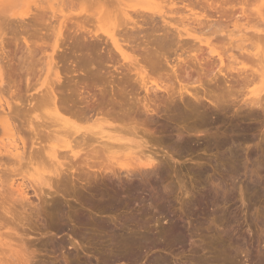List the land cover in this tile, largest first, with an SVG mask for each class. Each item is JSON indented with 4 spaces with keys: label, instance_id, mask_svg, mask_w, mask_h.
<instances>
[{
    "label": "rangeland",
    "instance_id": "374dc122",
    "mask_svg": "<svg viewBox=\"0 0 264 264\" xmlns=\"http://www.w3.org/2000/svg\"><path fill=\"white\" fill-rule=\"evenodd\" d=\"M2 1L3 0L0 1V67L2 68L4 73L5 85L2 89L3 92L1 97L3 100H8L10 102V121L13 123L17 131L20 132V137H22L27 142V139L30 137V135H28L27 133L28 125H26V121L30 120L32 122V126H36V124L40 125V123L42 124L43 122L44 124L46 122L48 123L47 117L44 116H48L47 114L50 113L51 106H46V103H44V107L46 106L45 110L44 107H37L38 105L43 106V104H39L40 102H37L39 101L38 99H36L35 101L34 99H32L31 96H34L33 94L36 95L37 92H35L34 89H31V87L37 88L38 85L43 84L44 88V85L49 83V79L47 80V67L45 66L47 61L44 60V56H46V53L50 51L47 50L44 55L40 52H37L33 56H29L27 54V46L31 45V47H36L35 44H39L38 36H41L40 34H43L44 31H39L38 27L33 28L31 25L25 24L23 25L25 27L22 28V23H17L18 20H16L13 15L20 13L19 11L23 10V4L21 3V5L20 3H16L20 5H15V3L11 4V1L9 0L3 2ZM190 1L193 0L188 1V4L192 6L195 2L191 3ZM218 1L219 4L223 2L222 0H210L208 2L210 3L208 6V3L206 4L205 1H202L204 3H199L200 6L198 4V7L196 5L192 6H196V9H193L189 5V8L186 7L187 0H185L184 2L183 0L176 3L174 2L175 5L177 4L176 10L179 11L180 9V11L177 12L181 15H178V13L177 15L174 14L176 17L173 16L172 19H174L175 17L180 20L181 17L179 18V16H188L192 15V13L202 15L200 18H198V22H195L194 20L189 21L187 20V17H183L187 21L185 19L183 20L182 18L180 21L183 20L182 22L186 24L187 29L194 26L192 27L194 28V30L198 29L195 31H199V29L201 31L203 26L205 25V29H203V32L204 30L205 32L202 33L204 35H198H200L199 37L202 39L207 38L208 44L213 46L215 50L219 49V51H221L220 53L223 57V64H219V61L215 55L208 56L209 54L207 53L206 45H201L198 42L191 40L190 38H183L185 41H183V39H181L182 41L179 39L181 43H178L179 40H175L177 44L173 42V40L171 43L172 45H170V41L168 40V42L163 38L164 36H169V34L173 35V33L170 31L171 27H166L167 25L163 24V22L160 21L161 19H159V16H157V18L154 16L155 20L152 17L153 20L151 21L149 20L152 19L149 18L150 15H140L139 13V15L137 16V14L132 13L131 15V13L129 12V15L132 16H130V18L131 20H133V22L136 23V18L138 17L137 25L135 24L136 26H134V23H130V27L121 26L119 28L121 31L118 29L119 32L122 33H120L121 35L119 34V37L122 36L123 39L124 36V38L126 39H123L124 42L122 43V45L127 55L130 57V59L135 61L134 63L138 64L139 69L146 73V75L151 79L152 82H160V85H170L171 87H174V90L176 91L178 87H180L181 83V85L187 86V88H189V92L192 91V94L197 91L196 93L197 95H199V99H201L199 100L200 105H198L200 111L197 109V113H195V111H185L186 109L181 104L179 105H181L182 107H179L178 105L176 106L178 108H184L185 110L183 109L182 112L180 109L177 110L176 106L174 105V102L172 103V101L175 100V103H178V99L176 100V98H174L177 97L175 95L174 97L170 96L172 95V91H170V94L169 91H158L156 98L153 95H147L149 97H146L143 91L136 92V90L131 87L130 84H128L129 82H126L125 79L123 80V78L125 77H123L122 75L126 74L127 76L128 71H125V69H127L126 67L123 68V66L125 65L122 64L123 62L120 59H118L119 56L116 55V57H114L116 62L113 61L114 58L112 57L113 59L111 60V62L113 63H111L110 60L108 61L106 59V50L112 48L109 44L107 45H109L110 48H105L102 45L103 48H105L102 49L101 46V48L97 52L98 54L93 56L94 61L92 60L93 62L90 66H88V68H80V70H86H78L79 68L77 65L80 63V58L82 60L85 51L82 52V50H84L82 48L81 51L79 50L80 52L74 50H77L79 48H77V46H84L85 48V45H87V41H90L92 38L95 39L94 37L90 38L89 36H92V34L90 33L89 35L88 33V31H91L93 33L95 28L90 27L89 29H86L88 26L86 27V25L81 22L83 21V18L86 15L85 11H87L83 10L85 9L83 7H86V9L90 10L88 5L82 3L84 4V6H81L82 8H80L79 3H76L72 6L74 9L73 10L71 8L72 14H80L78 16H81V18L74 21V23L73 21L71 22V24L73 25L69 26L70 29H68V31L70 30V32H68L67 29L65 30L66 34H64L63 39L66 38V43L64 42V39L63 42L65 44L63 43L62 45L64 48H62L61 46V49H59L56 53L57 55L59 54L60 57L56 55V58L55 56V63L57 61L56 66L58 69L59 77L61 79H59L57 84L55 83V87L53 85V88H55V94L58 103L60 104L62 102L60 104V107L62 108L61 110L66 112L68 110V112H71V114L75 115V110H80L81 108L82 112L81 110L80 112L76 111V113H78L79 115L78 116L76 114V116L82 118V116L86 114L89 117L90 113V116L92 114H95L94 116H96V109L98 105H101L98 108V113L100 114L101 110L100 115L103 116L104 113L105 119L107 121L111 123H117V120L122 119L124 120L123 123H128L129 125H131V127L135 128V131L138 133V136L141 137L142 140L147 143L148 150L156 153V161H158V163L160 162V165L158 164V168L160 170H158L159 172L162 171L164 173L160 172L159 175L157 171L158 175L153 177L154 182L158 181L154 185L155 187L158 186L157 189L155 187H153L155 189H152V183H147L148 186H146L145 183L143 184L144 186L140 185L143 188L142 191H140L141 187L139 189L134 190L130 188V195L129 192L127 193V191L125 193H121L120 195L115 192L119 191L118 188H120V185L123 189V185L125 182L126 185L129 184L127 182L129 178L127 177L125 179L126 175H123V173H119V175L117 174L116 178L121 175L120 177H118L120 178V182L117 181L118 179L114 177L111 178L115 184L114 185L112 184V181L107 180V176H104L106 175L105 171H101V173L97 170L98 166H96V164L95 168H93L92 170L88 169L87 167L84 168L85 165L83 164V162L85 155L83 154L86 150L81 152L82 154H80V156H82L83 158H78H81V161L78 159L76 161H72L74 162L73 166L75 165L70 171L72 173L70 174V172L68 171L69 173L66 172V175L64 174L60 179H58L57 181H53L54 184H51L50 190L47 189L46 186H43L44 179L39 178L49 168V164L43 155L39 154L38 157L32 159L30 164H27L22 168H18L16 166L13 167L11 164H5V167L0 166V170L3 171V175L2 172L1 175L2 182L4 183V185H9L10 183H14L15 181L18 182L21 179H24L29 181H35L38 186H43L42 188L44 189L43 194L45 197H41L40 195L35 196L33 190L37 188V185H35V183L31 184L33 186L28 184V186H31L26 187L28 188L26 192L28 191L29 194L27 198L30 197L28 202H10L11 205L5 202V204H7V206H3L4 209L6 208L5 210L0 206L2 208H0V224H2V226H6L5 228L8 229V232L13 233L14 236H16V238L14 237L15 240L17 238H21L19 240H23V248H25V252L27 254L26 256H30L28 258V260L30 261L27 260L23 263L21 261L26 259L22 258V260L20 261L21 264H61V261H63L62 264H102V259L104 260L108 257L109 258L106 264H108V262L112 264H151L153 258H156L157 263L159 262V264H226L228 262V258H231L230 260L233 261H231V264H264V99H262L260 103L261 108L253 107V110L251 109L252 112H250L251 110H248L249 106L244 104L246 100L248 101L250 99L249 97H252L248 91H251V89L261 86V84L257 83L258 85H256L255 83V85L252 84L251 86L245 85L246 87L244 86L242 88L241 86L239 87L237 85L239 87L238 88L234 84L235 82H237L235 80L240 79L239 77L242 76L241 74H246L247 72L250 73L249 70H252V72L256 70L255 72H253L256 73L257 70L259 71L260 69L258 64L260 57L256 55L259 52L258 55L260 56L261 52H263L261 50V47L264 48V46H262L264 44V34L260 32L263 37L257 36V38L261 37L259 40L254 38V35L255 33L257 34L256 31L258 29L264 28V26H262L263 24H261L263 20L262 18L264 17L260 16H264V14L260 13H264V0H224L223 3L226 2L227 4L222 3L223 6L219 4L216 5L215 2L218 3ZM249 2L251 3V5L247 6ZM213 4L216 5V7ZM101 5L102 4H100L99 6L101 7ZM205 5L207 8L205 7ZM241 5H244V8H248L246 9L247 11L244 9L248 14L244 15H247L248 17H245L243 13H240L242 12L241 8H243L241 7ZM99 6L96 7L98 8ZM109 6L112 8L110 9V7L102 5L104 11H106L107 8V11H109L110 9L109 12H117L116 10L118 9L116 7L118 6ZM113 6L116 8V10ZM183 6H185L186 8ZM219 6H221V8H225V10L223 11L225 15L222 13V10L224 8L220 10L221 12L219 11V14L221 13V17L220 15H218V13H216L218 12L216 10H218ZM96 7L93 6V8ZM182 7L185 9L183 10ZM214 7L217 9L215 10ZM112 9L114 10L112 11ZM189 9H192L193 12L187 13ZM258 9L261 10H259L258 12ZM248 11L252 13V15ZM47 12V15H49V10H45V14ZM256 12H258V14ZM3 14H7V19L9 18L8 20L11 21H4L3 19L5 18V15ZM33 15L35 14L31 13V17ZM133 15H135L136 17ZM252 17L256 18L255 22L257 20L258 25L254 22ZM220 18H222L221 20L223 21L218 20ZM226 18L227 20H225ZM249 18H251L252 20L250 19L249 21ZM29 19L31 18L29 17ZM147 19L149 21H147ZM169 19L170 18H168L167 20ZM188 19H190V17ZM13 20H15V23L12 22ZM176 20L174 19L173 21L176 22ZM217 20L220 21V23L225 22L223 23L222 27L221 25H219L220 23ZM216 21L218 22V25ZM248 21L250 23H248ZM78 22L80 26L77 25ZM187 22L188 24H190L188 25ZM199 22L200 24L203 23L204 25L202 24L203 26L199 27ZM196 23L198 26L196 25ZM172 24L174 23L172 22ZM105 25H107V23L104 24V26ZM255 25H257L258 28H256ZM74 26H76V28H74ZM132 26H134V28ZM156 26H159L161 28L158 27V29ZM218 26L220 27L218 28ZM77 27H80V29ZM164 27H166L167 29L169 28V34H167L168 31H165ZM252 27L256 28L257 30L249 29ZM103 29L98 30L95 34L93 33V35L95 36L98 35L100 32L99 35L103 37L99 40H95L100 41L102 39H105V37L102 35L104 33L102 32L107 29L106 27H104ZM129 29H131L132 31ZM163 29L167 33L163 32ZM215 29H218V31L221 32L217 33L218 31L216 32ZM118 30L117 34L119 33ZM194 30L191 29V32ZM65 31L63 33H65ZM71 31L73 34L71 33ZM86 31L87 35L89 36L85 34ZM242 31L245 33L246 37H239L244 35ZM249 31L251 32L252 36L250 35ZM163 33H165V35H163ZM209 33L210 35H208ZM216 33L218 36L215 35ZM260 33L258 32V34ZM67 34L69 35V37ZM154 34L156 35V37H154ZM225 34L226 37L224 36ZM158 35L159 37H157ZM70 36L74 37L71 38ZM125 36H127L128 39ZM160 36H163V38H161ZM250 36L252 37V40ZM173 37L175 36H172V38ZM165 38L168 39L169 37ZM243 38H247L245 40L248 41L242 43V41L244 40ZM78 39L80 40L78 41ZM122 39H120V42H122ZM238 39L240 40V42ZM163 41H165V44H167H163ZM186 41L189 42H187L189 45L185 44ZM222 41L224 42L223 44L221 43ZM226 41L229 42L227 43ZM79 42H81V44ZM157 43L160 46H158ZM190 43L191 47L193 46L192 50L190 49ZM179 44L181 47H179ZM183 44L185 45L183 46ZM156 46H158V48L160 47L161 50L160 48L158 49ZM161 46L165 48L163 49ZM194 46L199 47L194 49ZM238 47L240 48L238 49ZM199 48L202 50H200ZM150 52H154L153 55L150 54ZM111 55H109L108 57L110 58ZM194 55L196 56V58ZM96 56L100 58L98 61L96 60ZM154 56L158 58H154ZM103 58H105L106 60ZM148 59H152L153 61H156L155 59H157V61L156 63L154 62L152 64L153 61H149ZM43 60L46 62H44ZM254 60L255 62H257L255 63ZM147 61H149V63ZM213 61L218 63L216 64ZM261 63L260 65H262ZM227 64L232 65V67L228 68ZM96 65L98 66V69L96 68ZM119 65L121 66V69L119 68ZM155 67L159 70H157ZM229 69L230 71H228ZM240 70H242V72ZM85 71H87L88 73L86 74ZM239 71L241 73H239ZM89 72L91 74L94 73V75H90ZM232 73L234 74L231 75ZM237 73L241 76L237 75ZM79 75L80 77H78ZM85 75H88L87 78L85 77ZM235 75L238 77V79ZM228 76L230 77L228 78ZM122 80L124 84L122 83ZM27 84L30 85V90L29 88H27L28 90L26 89V87L28 86ZM231 85H233L234 88L230 87ZM57 87H59L58 90H56ZM190 87L198 89L194 90ZM202 88L204 89L202 90ZM228 88L231 90H229ZM130 89H132L131 92ZM231 91H234L233 93L237 92L238 94H234V96L232 95L233 93ZM229 92L231 93L229 95L231 97L230 99L228 97ZM131 93L133 94L131 95ZM226 93L227 96H225ZM202 94L205 96H203ZM134 95L137 96L134 97ZM186 95V98L190 97V95ZM222 96H225V98L228 99L225 100V98H222ZM232 96L233 98H235L233 99ZM12 97H15V99L12 100ZM144 97H146L145 100ZM263 97L264 92L262 98ZM30 98L32 100L31 102L29 101ZM153 98L154 100H152ZM171 98L174 99H172L171 101ZM218 98L220 101L218 100L217 102L216 99ZM150 99L152 100V102ZM189 99L192 100L193 98L190 97ZM33 101L37 103L34 104ZM227 101L228 103H230L228 104ZM65 103H67L66 106ZM33 104L38 105L33 106ZM89 104H91L92 108L89 107ZM143 104H147L146 106H150V109L155 108L154 110H156L157 107V112H143ZM167 104L168 106H166ZM84 106H86L85 110ZM29 107L31 109L35 107L34 111H32L33 109L31 110ZM94 107H96V109ZM93 109L95 110V113ZM200 112L205 115L202 116ZM106 114H108L109 118L106 116ZM40 116L46 118V121L41 122ZM73 119L77 122V119ZM1 121L2 113L0 111V124ZM34 123L36 124L34 125ZM80 123L82 125L84 122L82 123L80 121L79 124ZM44 124L37 126L39 128H43ZM117 124L121 123H119L118 121ZM25 129L27 132L25 131ZM1 135L2 134L0 133V137ZM165 139L168 142H166ZM232 139H235L233 142L234 144L231 143V141H233ZM237 139L238 142L236 141ZM93 140L94 139L91 140V143L93 142ZM162 140H164L167 144L164 145V141ZM160 141H162L163 143ZM172 142H174L176 145H180L176 146ZM226 142H228V144ZM184 143H186V146ZM220 143L224 144L222 148H220ZM169 144H171V147ZM167 145H169L170 148H172L173 145L175 147L173 146L174 149H170L169 147H165ZM213 145L218 148H215V146ZM26 150L29 151V148H26ZM65 150L66 149H64L62 152H65ZM230 150L231 153L233 152L232 150L236 151H234L235 153L233 152L232 154H236L237 156H234L237 157L238 160L237 158L233 159L232 154L230 155ZM27 151L25 152L28 153ZM229 155L232 157V160L227 159L230 158ZM226 156L228 157L225 158ZM95 159L96 158H94V162ZM223 159H225V161H223ZM103 160L98 158L96 159V161H98L99 163H103L102 167H104L105 164V161ZM2 161L4 163L5 158H3ZM232 161H234L236 164ZM89 162H92V160ZM81 164H83L84 166H81ZM233 164L237 165L238 171L236 173L237 175L230 177V174H228L226 171L233 169ZM84 169L85 172H83ZM73 170L75 172H73ZM97 171L99 174L97 173ZM92 173L96 177L93 176ZM90 174L92 175V177H90ZM88 178H91V181ZM250 181L255 182V190L248 189ZM56 182L59 184H57ZM25 183L27 184L28 182L25 181ZM65 183L68 186H66ZM217 186L219 187V190L217 189ZM115 188L117 191L114 190ZM122 189L120 188V190ZM54 191L58 193H56L55 195ZM131 191L133 193H131ZM254 191L257 193H255ZM47 192L49 195L47 194ZM215 198L218 201L214 200ZM42 200H44L45 202ZM0 201H2V198H0ZM43 204L45 207L43 206ZM24 207L27 208L24 210ZM6 210L7 212L11 210L13 212L12 214V212L10 211L12 216L9 213L7 214ZM9 216L11 217V219ZM173 227L177 228L178 230V233L174 234L176 238L174 236L170 238L169 236L173 234H168V231ZM156 234L160 237L158 239L160 243L164 241V238L161 239V237L166 238L165 235H169L167 238V242L164 241L166 242L165 244H159V242L156 241L158 243V245L156 244V248H143L139 250V257L136 258V260H134L133 262H125L122 259L120 261L117 260L116 262L115 260L113 262L112 259H114V255H116L117 252L115 246L111 244L113 242L111 241V237H113V235H118L119 238H131L132 236V238H135L134 235H137L136 238H149L150 240H152L153 238V240H155L156 238H158L157 236L155 238ZM18 235L19 237H17ZM181 237L183 238L181 239V241H179ZM24 239L26 242L24 241ZM160 239L162 241H160ZM64 245L66 246V248ZM110 248L112 250H109ZM67 252L69 253V255L67 254ZM100 261L102 262L100 263Z\"/></svg>",
    "mask_w": 264,
    "mask_h": 264
},
{
    "label": "bare ground",
    "instance_id": "6f19581e",
    "mask_svg": "<svg viewBox=\"0 0 264 264\" xmlns=\"http://www.w3.org/2000/svg\"><path fill=\"white\" fill-rule=\"evenodd\" d=\"M1 1V0H0ZM3 1H7V0H3ZM2 1V2H3ZM9 1H11V4L12 3H15V5H20L21 3L23 4V10H21V11H19L20 13H17V14H14L13 16L16 18V20H18V22L17 23H22L21 25H22V28L23 27H25V26H23L24 24L25 25H31L33 28H36V27H38L39 28V31H44V33L43 34H40L41 36H38L39 37V39H38V45L37 44H35V46L36 47H34V46H32L31 47V45H29V46H27V54L29 55V56H33V55H35L37 52H40V53H42L43 55L47 52V50H49L50 52H47L46 53V56H44V60H46V61H44V62H46V67H47V74H48V76H47V80L49 81V83H47V84H45L44 85V88H43V84H40V85H38V87L36 88H32L31 87V89H34L35 90V92H37V94L35 95V94H33L34 96H36V97H34V96H31L32 97V99H34V101L36 100V99H38L39 101H37V102H40L39 104H43V106H40V105H34L35 103H37V102H34V104H33V106H37V107H44V103H46V106H51L50 108H51V111H50V113L49 114H47L48 116H44V117H47V121H48V123L46 122L45 124H44V122L42 123V124H44L43 126V128H39L38 126H40V125H42L41 123H40V125H38V124H36V123H34V125L36 124V126H32V122L30 121V120H28V121H26V125H28L27 126V129H28V132L26 131V129H25V131L28 133V135H30V137L27 139V142H29V143H27L22 137H20V132L19 131H17V129L15 128V126L13 125V123L10 121L11 120V117H10V115H11V105H10V102L7 100H3L2 99V89H3V87H4V85H5V81H4V73H3V70H2V68L0 67V111H1V113H2V121H1V126H0V128H1V137H0V156H1V158H0V166L2 167H5L4 165L5 164H11L13 167L14 166H16V167H18V168H22L23 166H25V165H27V164H30L31 163V161H32V159H34L35 157H38V155L40 154V155H43L45 158H46V160H47V162H48V164H49V168L47 169V171H45L39 178H42V179H44V183H43V186H46L47 187V189H51V184H54L53 183V181H57L58 179H60L66 172H70L72 169H73V167L75 166H73V164H74V162H72V161H76L79 157H82V156H80V154H82L81 152H83V151H85L84 152V154L83 155H85V157H84V162H83V164L85 165H83V164H81V166H84V168H88V169H93V168H95V164H96V166H98L97 167V170L99 171V172H101V171H105L106 172V175H104V176H107V180H110V181H112V177H114V178H116V176H117V174L119 175V173H123V175H126V177H125V179L128 177L129 179H128V183L129 184H125L124 183V185L126 186H124L123 185V189H122V186L120 185V188L122 189V190H120V188H118L119 189V191H117L116 190V188L114 189V190H116L117 192H115V193H117V194H120L121 195V193H125L126 191H127V193L129 192V190H131L130 188H132L133 190L134 189H139L141 186H144L143 184H145L146 183V186H148L147 185V183L149 184V183H152L153 185L151 186L152 187V189H157V187H155L154 185H155V183H157L156 181L154 182L153 181V177L154 176H156V175H158L160 172H162V171H160L159 172V168H158V164L160 163H158V161H156V153H154V152H151L150 150H148V146H147V143L144 141V140H142V138L141 137H139L138 136V133L135 131V128L134 127H131V125H129L128 123H123V121L124 120H117V123H118V121H119V123H121V124H117L115 121V123H111V122H109V121H107L106 119H105V114L103 113V110H102V113H103V116H101L100 114H101V110H100V114L98 113L99 111H98V108H99V106H101V105H98V107H97V105H96V107H97V109H96V107H94L96 110H97V112H96V116H94L95 114H92L91 116H90V114H89V117L87 116V114L86 115H83V116H85V117H83L82 116V118L81 117H78L79 115H78V113H76V111H78V112H80V110H81V108H80V110L78 109H73V110H75V115L74 114H71V112H68V110H67V112L66 111H62L61 109V107H60V104L62 103L60 100V104L58 103V101H57V98H56V92H55V88H53V85H54V87H55V83L57 84V82L59 81V79H61L60 77H59V73H58V69H57V61H56V63H55V56L57 55L56 53H57V51L59 50V49H61L60 47L63 45V43L66 41V38H64L63 39V36H64V34H66V29H67V31H68V29H70V25H73V24H71V22L73 21V23H74V21H76L77 19H80L81 18V16H78V15H80V14H72V12H71V10L73 9V5H75L76 3H79V5H80V8H82L81 6H84V4H82V3H85V5H88L89 6V9L90 10H88V9H86V7H83V8H85V9H83V10H87V11H85V16H84V18H83V21H81L84 25H86V27H84V28H86V29H89L90 27H92V28H95V32L93 31V33L95 34V33H97V31L98 30H102L104 27H106V29L107 30H105V31H103L102 33H104V34H102L104 37H105V39H102V40H100V41H98L100 38H103L101 35H99L100 34V32H99V36L98 35H93V33L90 31H88V33H89V35H90V33L92 34V36H89V35H87V31H86V35L87 36H89L90 38H92V37H94L95 39H98V40H95V39H91L90 41H85L86 42V44L87 45H85V48H84V46L83 47H81V46H77V45H75V46H77V50H74V51H81L82 49H84V50H82V52H84L85 51V54H84V56L82 57V60H81V58H80V63L77 65L78 66V70H80V68H88V66H90L91 64H92V62L94 61V58H93V56H95L96 54H98L97 52L99 51V49L101 48V46L103 45L105 48H110V47H112V48H110V49H107L106 51H107V56H105L106 57V59L109 61L110 60V62H111V60L114 58V57H116V55L117 56H119V58L118 59H120L123 63L122 64H124L125 66H123V68H127V69H125V71L127 72V76H126V74L125 75H122L123 77H125V78H123V80L125 79L126 80V82H129L128 84H130L131 85V87H133L135 90H136V92L137 91H143L144 93H145V95H146V97H149L150 95H153L155 98H156V95H157V92L158 91H164V92H168L169 91V94L171 93L170 91H172V95H170L171 97L173 96L174 97V95L175 96H177V97H174V98H176V100H177V102L178 103H175V100H173L172 101V99H174V98H171V101H172V103L174 102V105L176 106V105H178L179 107H184V108H178L177 106H176V108H177V110L178 109H180L181 110V112H182V110L184 109L185 111H188L189 110V112L191 111V112H193V111H195V113H197L196 111H197V109L200 111V109L198 108V105H200L199 104V100H201V99H199V95H197V91H195V93L194 94H192L191 92L192 91H190L189 92V88H187V86H185V85H181V83H180V87H178V89H177V91L176 90H174L175 88L174 87H171L170 85L168 86L167 84V86L166 85H160L159 83H155V82H152L151 81V79L146 75V73H144L142 70H140L139 69V67H138V64L137 63H134L135 61H133L132 59H130V57L127 55V53H126V51L124 50V47H123V45H122V43L124 42V40L123 39H125L124 38V36H123V39H122V36L121 37H119L122 33L121 32H119V28L122 26V27H126V26H129L130 27V25L132 24V23H134V26H136L137 25V21H138V17L136 18L137 19V21H136V23L135 22H133V20H131V18H130V16L132 15V13H135V14H137V16L139 15V13H140V15H143V14H147V15H150L149 16V18H154V20H155V17L157 18V16H159V19H161L160 21H162L163 22V24H165V25H167L166 27H171L170 28V31L173 33V35L172 34H169L170 32L168 31L169 30V28L167 29L166 27H164V29H165V31H168V33L167 32H165L164 31V29H163V32H165V33H167V34H169V36H164V38H163V36L161 37V38H163V39H165L166 41H170V45H172L171 43H172V41L173 42H175V40H181V39H183V38H190L191 40H193V41H196V42H198L199 44H203V45H206V47H207V53L209 54L208 56H211V55H215L216 57H217V59H218V61H219V64H223V57H222V55H221V51H219V49L217 50H215V48L213 47V46H211L210 44H208V39L207 38H204V39H202V38H200L199 36L200 35H198V34H202V33H204L205 32V30H204V32H203V29H205V25L203 26L202 24H200V22H201V20H200V22L198 23V24H200L199 25V27L200 26H203V28H202V30L200 31V29H199V31H195V30H198V29H195L194 30V28H192V27H194V26H192L191 28H189V29H187L186 28V24L185 23H183L182 21L187 17V20H194L195 22H198V18H200L202 15H197V14H195V13H192V15H188L189 17H190V19H188L189 17L188 16H183V17H185V18H183L182 16H179V18L181 17L183 20L182 21H180L181 20V18H180V20L178 19V18H175L176 16L175 15H177V13L180 11V9H179V11L178 10H176V6H177V4L175 5V3L176 2H179V1H182V0H9ZM185 0H183V2H184ZM188 1L189 0H187V6L186 7H188L189 8V6H190V4H188ZM202 1H205V3L207 4L210 0H193V1H190L191 3L192 2H195L192 6H194V5H196L197 6V4L199 5V3H204V2H202ZM221 1V0H220ZM223 2H224V0H222ZM226 1V0H225ZM228 1V0H227ZM232 1V0H231ZM252 1V0H251ZM175 2V3H174ZM189 2V3H190ZM223 2H221V4H219V1H218V3L217 2H215V4L216 5H222V3ZM243 2V1H242ZM244 2H246V1H244ZM16 3H20V4H16ZM81 3V4H80ZM87 3V4H86ZM115 3H116V5H115ZM226 3V2H225ZM225 3H223V4H225ZM248 3V2H247ZM21 4V5H22ZM100 4H102L103 6L105 5L106 7H110L109 5H114L115 7L116 6H118V7H116L118 10H116V8L114 7V9L117 11V12H114L113 10L114 9H112V11L113 12H109L110 11V9L112 8V7H110V9H109V11H107V8H106V11H104V9H103V7H102V5H101V7H102V11H101V7L99 6ZM181 4V3H180ZM209 4L210 3H208V6H209ZM227 4V3H226ZM246 4V3H245ZM189 5V6H188ZM204 5V4H203ZM214 5V4H213ZM216 5H214L215 7H216ZM239 5V4H238ZM248 5H251V3L249 2V4H247V6ZM87 6V7H88ZM93 6H99L97 9L96 8H93ZM175 6V7H174ZM178 6H180V5H178ZM192 6H190V7H192ZM195 6V7H196ZM200 6V5H199ZM223 6V5H222ZM79 7V6H78ZM183 7H185V6H183ZM182 7V8H183ZM185 7V8H186ZM195 7H192L193 9H196ZM202 7V6H201ZM200 7V8H201ZM205 7H206V5H205ZM204 7V8H205ZM211 7V6H210ZM214 7V8H215ZM241 7H243V8H241V11L242 12H240V13H243V15L244 14H247V10L246 9H248V8H244V5L242 6L241 5ZM65 8V9H64ZM72 8V9H71ZM79 8V9H80ZM185 8H183V10L185 9ZM207 8V7H206ZM220 8V9H219ZM219 8H218V10H216L217 8H215V10L216 11H218V12H216V13H218V15H220V17H221V13L219 14V11L220 10H222V8H224V7H222L221 8V6H219ZM78 9V10H79ZM96 9V10H95ZM166 9V10H165ZM177 9H178V7H177ZM234 9V8H233ZM246 11H245V10ZM45 10H49V15H47L48 14V12L45 14ZM74 10V9H73ZM81 10V9H80ZM225 10V8L222 10V13L224 14V11ZM227 10V9H226ZM259 10H261V9H258V12H259ZM76 11H77V9H76ZM89 11V12H88ZM94 11V12H93ZM178 11V12H177ZM185 11H187V10H185ZM197 11V10H196ZM204 11H206V10H204ZM210 11V10H209ZM228 11V10H227ZM252 11V10H251ZM257 11V10H256ZM80 12V11H79ZM78 12V13H79ZM131 13V15H129L130 13ZM191 13V12H193V10L192 9H189L188 11H187V13ZM195 12V11H194ZM200 12V11H199ZM221 12V11H220ZM249 12V11H248ZM258 12H256L257 14H258ZM31 13H34L35 15H33L32 17H31ZM186 13V12H185ZM226 13V12H225ZM250 13V12H249ZM260 13H262V14H264L263 12H260ZM84 14V13H83ZM175 14V15H174ZM199 14V13H198ZM201 14V13H200ZM204 14V13H203ZM222 14V15H223ZM251 15H252V13H250ZM3 15H5L4 17L6 18H4L2 15V17L4 18L3 20L5 21V20H7V22L8 21H11V20H8L7 19V14H3ZM82 15V14H81ZM178 15H181V14H179L178 13ZM186 15V14H185ZM225 15V14H224ZM223 15V16H224ZM242 15V16H243ZM248 15V14H247ZM247 15H244L245 17L247 16ZM254 15V14H253ZM133 16H135V15H133ZM155 16V17H154ZM173 16H175L174 17V19L176 20V22H180L179 23V25H178V23H176L175 21H173L174 19H172V17ZM206 16V15H205ZM205 16H204V19H205ZM209 16V15H208ZM222 16V17H223ZM260 16H262V17H264L263 15H260ZM259 16V17H260ZM29 17L31 18V19H29ZM83 17V16H82ZM132 17V16H131ZM136 17V16H135ZM141 17V16H140ZM225 17V16H224ZM248 17V16H247ZM249 17H250V15H249ZM258 17V18H259ZM261 17V18H262ZM12 18V17H11ZM148 18V19H149ZM153 18L152 19H149V20H153ZM168 18H170L169 20H167ZM208 18H210V17H208ZM219 18V17H218ZM253 18V17H252ZM257 18V19H258ZM13 19V18H12ZM145 19H146V16H145ZM147 19V21H149ZM158 19V20H159ZM202 19V18H201ZM222 18H220V19H218V20H220V21H223V20H221ZM246 19V18H245ZM250 19L251 18H249V21H250ZM255 19L256 18H253V20H254V22H255ZM263 20H262V23L261 24H263L262 26H264V18H262ZM186 20V19H185ZM186 20V21H187ZM217 20V21H218ZM225 20H227V18L225 19ZM252 20V19H251ZM259 20H260V18H259ZM258 20V21H259ZM79 21V22H80ZM144 21V20H143ZM174 23V24H172V22ZM186 21H184V22H186ZM188 21V22H189ZM205 21V20H204ZM216 21V22H217ZM220 21H218L219 23H220ZM248 21V23H250ZM261 21V20H260ZM259 21V22H260ZM13 23H15V20H13L12 21ZM79 22H78V24L77 25H79ZM188 22H187V24H188ZM191 22H193V21H191ZM194 22V23H195ZM212 22V21H211ZM218 22H217V25H218ZM258 22V23H259ZM76 23V22H75ZM107 23V25H105L104 26V24H106ZM131 23V24H130ZM139 23V22H138ZM141 23V22H140ZM143 23V22H142ZM145 23V22H144ZM175 23H176V25H178V26H176L175 25ZM208 23V22H207ZM210 23V22H209ZM222 23V24H221ZM219 25H221V27H222V25H223V23H225V22H221ZM256 24H257V20H256V22H255ZM130 24V25H129ZM136 24V25H135ZM156 24V23H155ZM185 24V25H184ZM190 24V23H189ZM188 24V25H189ZM192 24V23H191ZM20 25V26H21ZM76 25V24H75ZM76 25V26H77ZM164 25V26H165ZM196 25H197V23H196ZM211 25V24H210ZM252 25V24H251ZM258 25V24H257ZM257 25H255L256 26V28H258L257 27ZM35 26V27H34ZM76 26H74V28H76ZM80 26V25H79ZM134 26H132L133 28H134ZM162 26V25H161ZM198 26V25H197ZM253 26V25H252ZM260 26V25H259ZM15 27V26H14ZM28 27V26H27ZM157 27V26H156ZM159 27V26H158ZM157 27V28H158ZM188 27V26H187ZM190 27V26H189ZM220 26H218V28H219ZM77 28H79L80 29V27H77ZM82 28V27H81ZM133 28H132V30H133ZM136 28V27H135ZM159 28H161V27H159ZM158 28V29H159ZM256 28H254V27H252V28H249V29H256ZM262 28V27H261ZM78 29V30H79ZM119 29V30H118ZM167 29V30H166ZM191 29L192 30H194V31H192L191 32ZM207 29V28H206ZM209 29V28H208ZM213 29H214V27H213ZM221 29V28H220ZM246 29H248V28H246ZM263 29V30H262ZM262 29H256L257 31V34H258V32L260 33H263L264 34V28H262ZM72 30V29H71ZM77 30V29H76ZM104 30V29H103ZM117 30H118V34H117ZM129 30H131V29H129ZM131 30V31H132ZM211 30V29H210ZM216 30V29H215ZM261 30V31H260ZM65 31V33H63ZM81 31V30H80ZM121 31V30H120ZM156 31H160V30H156ZM207 31V30H206ZM212 31V30H211ZM218 31V29L216 30V32ZM241 31V30H240ZM253 31H255V30H253ZM68 32H70V30L68 31ZM209 32V31H208ZM215 32V31H214ZM219 32H221V31H218L217 33H219ZM250 32V31H249ZM71 33H72V31H71ZM70 33V34H71ZM75 33V32H74ZM78 33H80V32H78ZM82 33V32H81ZM121 33V34H120ZM165 33H163V35H165ZM217 33L215 34L216 36H218L217 35ZM242 33H244L243 31H242ZM260 33V34H261ZM69 34V33H68ZM67 34V35H68ZM73 34V33H72ZM71 34V35H72ZM120 34V35H119ZM132 34V33H131ZM162 34V33H161ZM166 34V35H167ZM205 34H207V33H205ZM212 34H214V33H212ZM239 34V33H238ZM247 34V33H246ZM249 34V33H248ZM256 33H255V35H256V37H255V35H254V38H256V39H260L259 37L257 38V36H262L263 37V35L261 34H258L257 35ZM66 35V36H67ZM125 35V34H124ZM129 35V34H128ZM155 35V34H154ZM170 35H172V36H175V37H173L172 38V36H170ZM204 34H202V36H203ZM208 35H210V33L208 34ZM208 35H205V36H208ZM241 35V34H240ZM250 35H251V32H250ZM65 36V37H66ZM79 36V35H78ZM81 36V35H80ZM118 36V37H117ZM133 36V35H132ZM152 36H153V34H152ZM225 37H226V34L224 35ZM234 36H236V35H234ZM245 36V33H244V35L243 36H239V37H244ZM252 36V35H251ZM250 36V37H251ZM68 37H69V35H68ZM71 38L72 37H74V36H70ZM125 37H127V36H125ZM154 37H156V35L154 36ZM157 37H159V35L157 36ZM165 37H169L168 39H166ZM237 37H238V35H237ZM246 37V36H245ZM248 37V36H247ZM82 38V37H81ZM85 38V37H84ZM152 38V37H151ZM171 38H172V40H171ZM253 38V39H254ZM75 39V38H74ZM77 39V38H76ZM120 39H122V42H120ZM127 39H128V37H127ZM159 39V38H158ZM225 39V38H224ZM244 39V38H243ZM245 39H247V38H245ZM243 40L242 41V43H245V42H247L248 40ZM250 39V38H249ZM63 40H64V42H63ZM70 40V39H69ZM80 39H78V41H79ZM82 40V39H81ZM87 40V39H86ZM93 40H95V41H93ZM126 40V39H125ZM162 40V39H161ZM161 40H160V42H161ZM179 40V42L178 43H181V41ZM239 40V39H238ZM240 40H241V38H240ZM240 40H239V42H240ZM251 40H252V37H251ZM264 40V39H263ZM75 41V40H74ZM92 41V42H91ZM159 41V40H158ZM158 41H156V42H158ZM168 41V42H169ZM183 41H185L184 39H183ZM225 41V40H224ZM164 43L163 44H165V41H163ZM188 41H186L185 42V44H187V45H189L188 43H187ZM212 42V41H211ZM227 42V41H226ZM229 42V41H228ZM227 42V43H228ZM237 42V41H236ZM66 43V42H65ZM64 43V44H65ZM80 44H81V42H79ZM176 43V42H175ZM184 43V42H183ZM197 43V44H198ZM222 44L224 43L223 41L221 42ZM234 43V42H233ZM264 43V42H263ZM76 44V43H75ZM85 44V43H84ZM107 44H109V45H111L110 47H109V45H107ZM156 44V43H155ZM158 44V43H157ZM167 44V43H166ZM165 44V45H166ZM174 44V43H173ZM177 44V43H176ZM185 44H183V46L185 45ZM237 44V43H236ZM239 44V43H238ZM72 45V44H71ZM79 45V44H78ZM153 45V44H152ZM162 45V44H161ZM164 45V46H165ZM169 45V46H170ZM175 45V44H174ZM182 45V44H181ZM210 45V46H209ZM228 45V44H227ZM74 46V45H73ZM103 46H102V49H105V48H103ZM108 46V47H107ZM158 46H160L159 44H158ZM158 46H156L157 48H158ZM168 46V47H169ZM223 46V45H222ZM233 46V45H232ZM239 46V45H238ZM251 46V45H250ZM262 46H264V44L262 45ZM162 47V46H161ZM179 47H181L180 46V44H179ZM190 47H191V43H190ZM193 47V46H192ZM190 48L191 50L193 49V48ZM199 46H194V49L195 48H198ZM201 47V46H200ZM228 47V46H227ZM237 47V46H236ZM245 47V46H244ZM248 47V46H247ZM62 48H64L63 46H62ZM82 48V49H81ZM126 48V47H125ZM160 48V47H159ZM158 48V49H159ZM163 49L165 48V47H162ZM187 48V47H186ZM219 48H221V47H219ZM240 47H238V49H239ZM249 48V47H248ZM253 48V47H252ZM251 48V49H252ZM256 48V47H255ZM263 47H261V50L263 51V52H261V54H260V56L258 55V53H257V55L256 56H258V57H260V59H259V61H260V63L262 64V65H260V63H259V61H258V64H259V71L257 70V72L256 73H253V72H255V71H253L252 72V70H249L250 71V73H244V74H241V75H239L238 73H237V75H239V76H241V77H239L240 79H238V77H237V79L238 80H235V81H237V82H235L234 84L236 85V87H240L241 86V88L242 87H244L245 85H249V86H251L252 84H254L255 85V83H256V85H258L257 83H260L261 84V86H259V87H256V88H253V89H251V91H248L249 92V94L252 96V97H249L248 99V101L246 100V102H245V100H244V104H246L247 106H249V108H248V110L250 109H252L253 107H260L261 105H260V103H261V101H262V99H264V97L262 98V96H263V92H264V48L262 49ZM74 49H75V47H74ZM112 49V50H111ZM168 49V48H167ZM200 49V48H199ZM226 49V48H225ZM228 49V48H227ZM231 49V48H230ZM243 49H246V48H243ZM250 49V50H251ZM157 50V49H156ZM160 50H161V48H160ZM200 50H202V49H200ZM204 50V49H203ZM242 50V49H241ZM253 50V49H252ZM251 50V51H252ZM79 51V52H80ZM154 51V50H153ZM163 51V50H162ZM190 51V50H189ZM196 51V50H195ZM217 51H219V52H217ZM246 51V50H245ZM159 52H161V51H159ZM164 52V51H163ZM198 52V51H197ZM227 52V51H226ZM233 52V51H232ZM242 52V51H241ZM240 52V53H241ZM154 53V52H153ZM153 53H151L150 52V54H152L153 55ZM112 54V55H111ZM160 54V53H159ZM62 55V54H61ZM81 55V54H80ZM105 55H106V52H105ZM109 55H111V59L108 57ZM157 55V54H156ZM163 55V54H162ZM262 55V56H261ZM57 56H59L60 57V55L58 54ZM57 56H56V58H57ZM149 56V55H148ZM159 56V55H158ZM195 56V55H194ZM226 56V55H225ZM252 56V55H251ZM97 57V56H96ZM113 57V58H112ZM216 57H215V60H216ZM254 57V56H253ZM63 58V57H62ZM148 58V57H147ZM154 58H158V57H156V56H154ZM195 58H196V56H195ZM206 58V57H205ZM212 58V57H211ZM231 58H232V56H231ZM248 58H250V57H248ZM256 58V59H257ZM100 58H96V60L98 61ZM103 59H105V58H103ZM105 59V60H106ZM160 59V58H159ZM213 59V58H212ZM227 59H228V57H227ZM230 59V58H229ZM235 59V58H234ZM252 59V58H251ZM93 60V61H92ZM149 60V59H148ZM152 59H150L149 61H151ZM156 61H157V59H155ZM183 60V59H182ZM206 60V59H205ZM114 62H116V60H115V58H114V60H113ZM149 61H147L148 63H149ZM153 61V60H152ZM156 61H153L152 62V64L155 62L156 63ZM228 61V60H227ZM103 62V61H102ZM101 62V63H102ZM105 62H107V61H105ZM110 62H108V63H110ZM120 62V61H119ZM146 62V61H145ZM208 62V61H207ZM214 62V61H213ZM254 62H255V60H254ZM257 62V61H256ZM255 62V63H256ZM111 63H113V62H111ZM117 63H118V61H117ZM214 63H216V62H214ZM218 63V62H217ZM216 63V64H217ZM122 64H121V66H122ZM151 64V63H150ZM150 64H148V65H150ZM151 64V65H152ZM208 64V63H207ZM258 64H256V65H258ZM76 65V64H75ZM116 65V64H115ZM209 65V64H208ZM207 65V66H208ZM210 65H211V63H210ZM214 65V64H213ZM213 65H212V67H213ZM228 65V64H227ZM44 66V67H45ZM106 66V65H105ZM120 65H119V68L121 67ZM135 66H137V67H135ZM155 66V65H154ZM45 67V68H46ZM94 67V66H93ZM98 66L96 65V68H97ZM215 67H217V66H215ZM228 68L230 67H232V65H228L227 66ZM77 68V67H76ZM116 68V67H115ZM150 68V67H149ZM156 68V67H155ZM159 68V67H158ZM221 68V67H220ZM98 69V68H97ZM97 69H96V71H97ZM121 69V68H120ZM152 69H153V66H152ZM157 69V68H156ZM239 69V68H238ZM237 69V70H238ZM257 69V68H256ZM81 70H83V69H81ZM80 70V71H81ZM84 70H86V69H84ZM83 70V71H84ZM89 70V69H88ZM157 70H159V69H157ZM156 70V71H157ZM223 70V69H222ZM232 70H233V68H232ZM231 70V71H232ZM234 70H235V67H234ZM45 71V70H44ZM118 71V70H117ZM156 71H154V72H156ZM217 71V70H216ZM228 71H230V69L228 70ZM241 72H242V70H240ZM239 71V73H241ZM86 72V74L88 73L87 71H85ZM174 72V71H173ZM218 72V71H217ZM221 72V71H220ZM90 73V72H89ZM228 73H230V72H228ZM222 74V73H221ZM234 73H232L231 75H233ZM90 75H94V73H90ZM173 75V74H172ZM219 75V74H218ZM223 75V74H222ZM225 75H226V73H225ZM87 76L88 75H85V77L87 78ZM78 77H80V75L78 76ZM91 77V76H90ZM89 77V78H90ZM225 77H227V76H225ZM230 76H228V78H229ZM45 78V77H44ZM88 78V79H89ZM51 79V80H50ZM54 81H53V80ZM88 79H86V80H88ZM123 80H122V83L124 84V82H123ZM224 80V79H223ZM232 80V79H231ZM240 80V81H239ZM83 81H84V79H83ZM226 81V80H225ZM233 81V80H232ZM257 81V82H256ZM90 83V82H89ZM120 83V82H119ZM225 83V82H224ZM230 83V82H229ZM87 84V83H86ZM121 84V83H120ZM162 84V83H161ZM170 84V83H169ZM233 84V85H234ZM28 85V84H27ZM26 85V86H27ZM122 85V84H121ZM126 85V84H125ZM172 85V84H171ZM202 85V84H201ZM233 85H231L230 87H232V88H234L233 87ZM238 85V86H237ZM29 86L30 85H28L27 87H26V89L27 88H29ZM127 86H129V85H127ZM127 86H125V87H127ZM229 86V85H228ZM203 87V86H202ZM235 87V88H236ZM238 87V88H239ZM246 87V86H245ZM42 88H43V90H42ZM58 88L59 87H57L56 88V90H58ZM88 88V87H87ZM86 88V89H87ZM191 89L193 88V87H190ZM247 88H248V86H247ZM194 89V88H193ZM198 89V88H197ZM197 89H194V90H197ZM204 88H202V90H203ZM229 89V88H228ZM28 90V89H27ZM26 90V91H27ZM29 90H30V88H29ZM131 90L132 89H130V92H131ZM225 90V89H224ZM229 90H231V89H229ZM228 90V91H229ZM234 90V89H233ZM239 91V90H238ZM223 92H225V91H223ZM232 92V91H231ZM234 92V91H233ZM232 92V93H233ZM59 93V92H58ZM228 93V92H227ZM227 93L225 94V96H227ZM262 93V94H261ZM133 93H131V95H132ZM142 94V93H141ZM161 94V93H160ZM187 94V95H186ZM221 94H223V93H221ZM231 93L229 92V94H228V97H229V99L231 98L229 95H230ZM234 94H238L237 92L236 93H233L232 95H234ZM248 94V93H247ZM261 94V95H260ZM60 95H61V93H60ZM140 95V94H139ZM147 95H149V96H147ZM185 95L186 96H188V95H190V97H192L193 99L192 100H190L188 97L186 98L185 97ZM203 95V94H202ZM210 95V94H209ZM64 96V95H63ZM102 96V95H101ZM100 96V97H101ZM135 96H137V95H134V97ZM203 96H205V95H203ZM207 96V95H206ZM225 96L223 97L222 96V98H225ZM235 96V95H234ZM38 97V98H37ZM57 97H58V95H57ZM146 97H144V100L146 99ZM163 97V96H162ZM169 97V96H168ZM237 97V96H236ZM93 98V97H92ZM103 98V97H102ZM140 98V97H139ZM143 98V97H142ZM151 98V97H150ZM207 98V97H206ZM232 98H233V96H232ZM235 98V97H234ZM233 98V99H234ZM13 99H15V97H12V100ZM61 99V98H60ZM91 99V98H90ZM164 99V98H163ZM166 99V98H165ZM203 99V98H202ZM226 99H228V98H225V100ZM88 100V99H87ZM97 100H99V99H97ZM103 100V99H102ZM147 100H148V98H147ZM146 100V101H147ZM151 100V99H150ZM152 100H154V98L152 99ZM152 100H151V102H152ZM217 100V102H218V100H219V98L218 99H216ZM29 101L31 102L32 100H31V98L29 99ZM89 101V100H88ZM87 101V102H88ZM100 101H101V99H100ZM169 101H170V98H169ZM169 101H166V102H169ZM193 101V102H192ZM220 101V100H219ZM221 101H222V99H221ZM63 102H65V101H63ZM92 102V101H91ZM103 102V101H102ZM135 102V101H134ZM150 102V103H151ZM154 102V101H153ZM248 102V103H247ZM136 103V102H135ZM146 103H148V102H146ZM227 103H228V101H227ZM230 103V102H229ZM228 103V104H229ZM30 104V103H29ZM103 104V103H102ZM134 104V103H133ZM132 104V105H133ZM162 104H163V102H162ZM170 104H171V102H170ZM179 104H181V105H179ZM232 104V103H231ZM242 104H243V102H242ZM67 105V103H65V106ZM93 105H95V104H93ZM137 105H138V103H137ZM147 104H143V107H144V111L143 112H153V111H156L157 110V107H156V110H154V109H150V106H146ZM150 105V104H149ZM154 105V104H153ZM202 105V104H201ZM224 105V104H223ZM225 105H226V103H225ZM30 106V105H29ZM45 106V107H46ZM134 106V105H133ZM132 106V107H133ZM155 106V105H154ZM154 106H152V107H154ZM158 106V105H157ZM166 106H168V104L166 105ZM219 106V105H218ZM45 107H44V110H45ZM88 107V106H87ZM89 107L90 108H92L91 107V104H89ZM131 107V108H132ZM173 107V106H172ZM246 107V106H245ZM251 107V108H250ZM30 108V107H29ZM34 108L35 107H33L31 110L32 111H34ZM49 108V107H48ZM63 108H64V106H63ZM85 108H86V106H84V110H85ZM130 108V109H131ZM142 108V107H141ZM141 108H140V110H141ZM171 108V107H170ZM174 108V107H173ZM261 108V107H260ZM69 109V108H68ZM72 109V108H71ZM70 109V110H71ZM139 109V108H138ZM159 109V108H158ZM208 109V108H207ZM213 109V108H212ZM221 109H223V108H221ZM29 110V109H28ZM49 110V109H48ZM92 110V109H91ZM94 110V109H93ZM132 110V109H131ZM139 110V111H140ZM160 110V109H159ZM158 110V111H159ZM175 110V109H174ZM176 110V111H177ZM204 110V109H203ZM202 110V111H203ZM210 110H211V108H210ZM216 110V109H215ZM243 110H244V107H243ZM249 110V111H250ZM253 110V109H252ZM252 110L250 111V112H252ZM262 110H263V107H262ZM87 111V110H86ZM134 111V110H133ZM161 111V110H160ZM175 111V112H176ZM184 111V112H185ZM217 111H218V109H217ZM81 112H82V110H81ZM136 112H137V110H136ZM157 112V111H156ZM155 112V113H156ZM178 112V111H177ZM204 112V111H203ZM206 112V111H205ZM30 113V112H29ZM72 113H73V111H72ZM94 113H95V110H94ZM154 113V112H153ZM168 113V112H167ZM171 113V112H170ZM173 113V112H172ZM219 113V112H218ZM217 113V114H218ZM76 114L78 115V116H76ZM178 114V113H177ZM200 114H202V116L203 115H205V114H203L202 112H200ZM216 114V115H217ZM42 115V114H41ZM80 115H81V113H80ZM98 115H100V116H98ZM142 115V114H141ZM146 115V114H145ZM172 115V114H171ZM181 115H182V113H181ZM198 115H199V112H198ZM43 116V115H42ZM106 116L109 118V116H108V114H106ZM116 116V115H115ZM118 116V115H117ZM179 116H180V114H179ZM215 116V115H214ZM95 117V118H94ZM100 117V118H99ZM119 117V116H118ZM201 117V116H200ZM73 118H75V119H77V122L73 119ZM79 118H81V119H79ZM94 118V119H93ZM107 118V119H108ZM120 118V117H119ZM119 118H116V119H119ZM172 118V117H171ZM35 119H36V116H35ZM44 119V120H43ZM46 118H43V117H41L40 116V120H41V122L42 121H46L45 120ZM111 119H112V117H111ZM38 120V119H37ZM79 120V121H78ZM109 120V119H108ZM114 120V119H113ZM112 120V121H113ZM84 122L82 125H81V123L79 124V122ZM25 122V121H24ZM40 122V121H39ZM125 122H127V121H125ZM38 125V126H37ZM42 129V130H41ZM94 137V138H93ZM92 139H94L93 140V142L91 143V140ZM29 140V141H28ZM166 140V139H165ZM233 140V139H232ZM235 140V139H234ZM234 140L233 141H231V143H233L234 142ZM162 141H164V140H162ZM162 141H160V142H162ZM237 142H238V139L236 140ZM235 141V142H236ZM166 142H168L167 140H166ZM165 141H164V145H166L167 143H166ZM176 142V141H175ZM179 142V141H178ZM182 142V141H181ZM245 142V141H244ZM49 145H48V144ZM163 143V142H162ZM173 144H175L174 142H172ZM222 143V142H221ZM220 143V145H221V147L220 148H222V146L224 145V144H221ZM227 144H228V142H226ZM230 143V144H231ZM185 144V146H186V143H184ZM218 144H219V142H218ZM234 144V143H233ZM170 145V147H171V144H169ZM169 145H167V146H165V147H169ZM176 145V144H175ZM180 145V144H179ZM178 144L176 145V146H179ZM226 145V144H225ZM174 146V145H173ZM173 146H172V148H170V149H174L173 148ZM213 146H215V145H213ZM219 146V145H218ZM227 146V145H226ZM225 146V147H226ZM232 146H234V145H232ZM237 146V145H236ZM84 147V148H83ZM175 147V146H174ZM225 147H223V148H225ZM26 148H29V151H27L26 150ZM178 148V147H177ZM184 148V147H183ZM215 148H218V147H216L215 146ZM219 148V149H220ZM227 148V147H226ZM235 148V147H234ZM63 149H66L65 150V152H62L61 150ZM175 150H176V148H175ZM25 151H27L28 153H26ZM233 152L235 151V150H232ZM232 152V153H233ZM236 152V151H235ZM234 152V153H235ZM231 153V150H230V155L232 154ZM229 155V157L230 158H227L228 156H226L225 158H227L228 160H230L232 157H233V159H236L237 157H235L234 155H236V154H232V157ZM237 156V155H236ZM3 158H5V162L3 163ZM83 158V157H82ZM94 158H98V159H104L103 161H105V164H104V167H102V162H98V161H96V159H95V162H94ZM81 159V158H80ZM80 159H78V160H80ZM226 159V160H227ZM83 160V159H82ZM92 160V162H89V161H91ZM232 160V159H231ZM237 160H238V158H237ZM2 161V162H1ZM81 161V160H80ZM79 161V162H80ZM223 161H225V159H223ZM46 162V161H45ZM46 162V163H47ZM78 162V163H79ZM97 162V163H96ZM232 162H234V161H232ZM231 162V163H232ZM3 163V164H2ZM90 163V164H89ZM92 163V164H91ZM235 163V162H234ZM97 164H99V165H97ZM162 164V163H161ZM236 164V163H235ZM235 164H233L234 166H233V169H231V170H227L226 172L228 173V174H230V177H233V176H235V175H237L236 173H237V171H238V167H237V165H235ZM160 165V164H159ZM80 166V165H79ZM79 168V167H78ZM159 169V170H158ZM79 170V169H78ZM81 171H82V169H81ZM86 171H89V170H86ZM98 171H97V173H98ZM157 171H158V174H157ZM1 172H2V175H3V171L2 170H0V198H2V201H0L1 202V204H0V206L3 208V206L5 205V206H7V204H5V202L6 203H8V204H10L11 205V203L13 202V203H22L23 201H25V202H23V203H26V202H28L29 201V198H27V196L29 195L28 194V191L26 192V190L28 189V188H26L27 186H28V184L29 185H31L32 183H35V185H37L36 184V182L35 181H29V180H24V179H21L20 181H15L14 183H10L9 185H4V183L2 182V175H1ZM68 172V173H69ZM73 172H75L74 170H73ZM83 172H85V169H84V171ZM91 172H93V171H91ZM95 172H96V169H95ZM5 173V172H4ZM72 172H70V174H71ZM80 173H82V172H80ZM102 173V172H101ZM104 173V172H103ZM162 173H164V172H162ZM75 174V173H74ZM87 174V173H86ZM99 174V173H98ZM105 174V173H104ZM14 175V174H13ZM66 175V174H65ZM80 175H82V174H80ZM91 175V174H90ZM92 175H93V173H92ZM92 175L90 176V177H92ZM122 175V176H123ZM160 175V174H159ZM252 175V174H251ZM93 176H95V175H93ZM121 176V175H120ZM120 176H118V177H120ZM86 177H87V175H86ZM89 177V176H88ZM96 177V176H95ZM103 177V176H102ZM116 178V179H118L117 181H119L120 182V178ZM157 177H160V176H157ZM253 177V176H252ZM77 178V177H76ZM84 178V177H83ZM82 178V179H83ZM113 178V179H114ZM89 179V178H88ZM91 179V178H90ZM89 179V180H90ZM115 179V180H116ZM122 179V178H121ZM63 180V179H62ZM68 180V179H67ZM66 180V181H67ZM95 180V179H94ZM154 180H156V179H154ZM249 180H250V178H249ZM25 181L26 182H28L27 184L25 183ZM86 181H87V179H86ZM91 181V180H90ZM99 181V180H98ZM96 182H97V180H96ZM102 182V181H101ZM136 182H138V183H136ZM57 183V182H56ZM111 183V182H110ZM122 183V182H121ZM57 184H59V183H57ZM63 184V183H62ZM91 184H92V182H91ZM112 184H114V182L112 181ZM249 184V183H248ZM40 185V184H39ZM65 185L66 186H68L66 183H65ZM115 185V184H114ZM141 185V186H140ZM218 185V184H217ZM257 185V184H256ZM31 186H33V185H31ZM31 186H28V187H31ZM42 186V185H41ZM42 186V187H43ZM62 186V185H61ZM117 186V185H116ZM118 186H119V184H118ZM150 186V185H149ZM219 186V185H218ZM217 186V189L219 188ZM42 187H40V186H38L37 185V188H35L34 190H33V193H35V196H43V197H45L44 196V194H43V188ZM57 187V186H56ZM125 187V188H124ZM153 187H155V188H153ZM33 188V187H32ZM142 188V187H141ZM140 188V191H142L143 190V188L141 189ZM56 189V188H55ZM65 189V188H64ZM248 189H250V190H255L256 188H255V182L254 181H250V184H249V188ZM54 190V189H53ZM219 190V189H218ZM217 190V191H218ZM221 190V189H220ZM216 191V192H217ZM46 192V191H45ZM44 192V193H45ZM48 192H50V191H48ZM48 192H47V194H48ZM55 192V191H54ZM53 192V193H54ZM114 192V191H113ZM112 192V193H113ZM136 192V191H135ZM219 192V191H218ZM255 192V191H254ZM32 193V192H31ZM37 193V194H36ZM56 193H58V192H55V195H56ZM131 193H133L132 191H131ZM255 193H257V192H255ZM114 194V193H113ZM49 195V194H48ZM47 195V196H48ZM52 195V194H51ZM129 195H130V192H129ZM53 197V196H52ZM117 197V196H116ZM115 197V198H116ZM122 198V197H121ZM36 199H37V197H36ZM118 199V198H117ZM128 199V198H127ZM115 200V199H114ZM212 200V199H211ZM214 200H216V198L214 199ZM34 201V200H33ZM42 201H44V200H42ZM47 201V200H46ZM108 201V200H107ZM216 201H218V200H216ZM11 202V203H10ZM45 202V201H44ZM110 202V201H109ZM124 202V201H123ZM32 203V202H31ZM57 203V202H56ZM125 203V202H124ZM214 203V202H213ZM10 205H8V206H10ZM17 205V204H16ZM19 205V204H18ZM23 205V204H22ZM21 205V206H22ZM48 205H49V203H48ZM20 206V207H21ZM33 206V205H32ZM43 206H44V204H43ZM0 207V208H1ZM12 207V206H11ZM16 207V206H15ZM36 207V206H35ZM45 207V206H44ZM1 208V209H2ZM14 208V207H13ZM19 208V207H18ZM22 208V207H21ZM20 208V209H21ZM27 208V207H26ZM25 207H24V210L26 209ZM37 208V207H36ZM56 208V207H55ZM4 209V208H3ZM6 209V208H5ZM4 209V210H5ZM9 209V208H8ZM7 209V210H8ZM15 209V208H14ZM13 209V210H14ZM101 209V208H100ZM7 210H6V213L8 214H11L10 213V211L9 212H7ZM23 210V211H24ZM110 210V209H109ZM3 212V211H2ZM12 212V211H11ZM18 212V211H17ZM5 213V212H4ZM3 213V214H4ZM20 213V212H19ZM12 214H13V212H12ZM12 214H11V216H12ZM17 214V213H16ZM21 214V213H20ZM23 215V214H22ZM10 217V216H9ZM5 218V217H4ZM6 219H8V218H6ZM10 219H11V217H10ZM13 219H14V217H13ZM8 221H11V220H8ZM14 221H16V220H14ZM13 222V221H12ZM87 222V221H86ZM85 222V223H86ZM6 226H2V224H0V264H18L21 260H22V258H25L26 260H22L21 262L23 263L24 261H27L28 260V258L30 257L29 255H28V257L26 256L27 254H26V252H25V248H23V240H19V239H21V238H17L16 240H15V238H16V236H14V234L13 233H10V232H8V229H6L5 228ZM15 230V229H14ZM10 231V230H9ZM178 230H177V228H175V227H173V228H171L168 232V234L169 235H171V234H173V235H171V236H169V235H165L166 236V238L165 237H161V239L162 238H164L163 240L164 241H166L167 242V238H168V236L170 237V238H172V236H174L175 238H176V236L174 235V234H176V233H178L177 232ZM12 232V231H11ZM18 232V231H17ZM132 233V232H131ZM114 234V233H113ZM133 234V233H132ZM20 235V234H19ZM19 235L17 236V237H19ZM180 235V234H179ZM109 236H110V234H109ZM128 236V235H127ZM137 236V235H136ZM136 236L134 235V237L135 238H126V237H120L119 238V236L117 235H113V237H111L112 239H111V241H113L111 244H113L114 246H115V249H117L116 251V255H114V256H112L111 254H109V255H111L112 257H114V259H112L113 260V262L116 260V262H117V260L118 261H120L121 259L122 260H124L125 262L126 261H134V260H136V258H138L139 257V254H138V252H139V250H141V249H143V248H145V249H147V248H153V247H155L156 248V244L158 245V243L157 242H159L158 241V239L160 238L159 236H157V234L155 235V238H156V236L158 237V238H156L155 240H153V238H152V240H150L149 238H146V239H144V238H136ZM181 236H182V234H181ZM15 237V238H14ZM76 237V236H75ZM154 237V236H153ZM23 238V237H22ZM110 238V237H109ZM183 237H181L180 238V240L179 241H181V239H182ZM160 239V241H162ZM174 239V238H173ZM15 240V241H14ZM109 240V239H108ZM170 240H172V239H170ZM178 240V239H177ZM24 241H25V239H24ZM157 241V242H156ZM163 241V242H164ZM178 241V242H179ZM26 242V241H25ZM161 242L162 244H165L166 242ZM51 243V242H50ZM54 243V242H53ZM160 242H159V244H161ZM175 243H177V242H175ZM25 246V245H24ZM65 246V245H64ZM72 246V245H71ZM111 246V245H110ZM113 246V247H114ZM56 247V246H55ZM62 247V246H61ZM158 247V246H157ZM65 248H66V246H65ZM67 248H68V246H67ZM28 249V248H27ZM26 249V250H27ZM60 249V248H59ZM114 249V248H113ZM236 249H238V248H236ZM109 250H112L111 248L109 249ZM151 250V249H150ZM29 251V250H28ZM27 251V252H28ZM31 251V250H30ZM239 251V250H238ZM237 251V252H238ZM30 253V252H29ZM113 253H115V252H113ZM59 254V253H58ZM67 254L69 255V253L67 252ZM71 254V253H70ZM75 255V254H74ZM107 255V254H106ZM72 256V255H71ZM110 256V257H111ZM27 257V258H26ZM68 257V256H67ZM69 258V257H68ZM75 258V257H74ZM109 258V257H108ZM108 258L107 259H102V261L106 264L107 263V261H108ZM158 258V257H157ZM31 259H32V257H31ZM61 259V258H60ZM64 259V258H63ZM70 259V258H69ZM231 258H228V262L226 263V264H231V261L232 260H230ZM76 260V259H75ZM100 260V259H99ZM111 260V259H110ZM19 261V262H18ZM28 261H30V260H28ZM60 261V260H59ZM102 261H100V263L102 262ZM123 261V262H124ZM162 261V260H161ZM21 262L19 263V264H21ZM62 263H63V261H61ZM65 262V261H64ZM79 262V261H78ZM102 262V264H104ZM112 262V261H111ZM163 262V261H162ZM233 262V261H232ZM25 263H28V262H25ZM30 263V262H29ZM61 263V264H62ZM90 263V262H89ZM97 263V262H96ZM110 262H108V264H109ZM157 263V259L155 258H153L152 259V261H151V264H156ZM30 264H32V263H30ZM66 264V263H65ZM67 264H69V263H67ZM82 264V263H81ZM110 264H112V263H110ZM157 264H159V262L157 263Z\"/></svg>",
    "mask_w": 264,
    "mask_h": 264
}]
</instances>
